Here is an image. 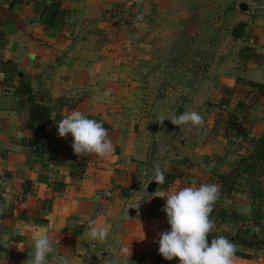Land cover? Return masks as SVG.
I'll return each instance as SVG.
<instances>
[{"label": "crops", "instance_id": "obj_1", "mask_svg": "<svg viewBox=\"0 0 264 264\" xmlns=\"http://www.w3.org/2000/svg\"><path fill=\"white\" fill-rule=\"evenodd\" d=\"M263 7L264 0H0V264H24L39 233L54 243L49 264H179L158 255L159 234L170 230L165 199L208 183L221 187L211 233L231 241L239 226H260L264 242V160L255 156L264 135ZM141 28L149 34L147 72ZM129 57L138 60L131 67ZM72 110L108 130L109 157L78 158L71 135L58 137ZM192 110L203 126L181 134L167 120ZM231 121L244 135H231ZM75 163L85 165L82 173ZM156 165L165 179L147 193L142 185ZM89 221L108 228L105 240L89 238ZM125 246L131 256L121 254ZM236 255V264H264L263 248L238 245Z\"/></svg>", "mask_w": 264, "mask_h": 264}, {"label": "clouds", "instance_id": "obj_2", "mask_svg": "<svg viewBox=\"0 0 264 264\" xmlns=\"http://www.w3.org/2000/svg\"><path fill=\"white\" fill-rule=\"evenodd\" d=\"M108 93H105L107 95ZM166 120L164 116L159 122ZM181 134L185 129L203 126L202 115L195 110L185 111L179 116L168 118ZM58 137H72L71 148L78 158L91 155L107 158L114 151L113 142L108 130L95 119L88 118L78 110H72L57 124ZM164 174L159 165L153 169L149 182L162 184ZM221 187L218 184H202L199 187L186 186L172 191L166 200L162 211L166 214L170 230L161 232L158 240V255L166 261L178 259L179 264H236V245L226 237L214 236L209 242V234L215 227L210 215L218 201ZM10 198V197H9ZM251 231L259 233L260 226H254ZM87 235L94 241H103L108 235L106 226L97 227L95 221H89ZM59 243V241H56ZM34 253L24 264H49L47 257L54 252V243L48 233L35 234L32 237ZM122 255H130L129 247L121 249ZM108 264H118L109 261ZM125 264L127 262L125 261Z\"/></svg>", "mask_w": 264, "mask_h": 264}, {"label": "trees", "instance_id": "obj_3", "mask_svg": "<svg viewBox=\"0 0 264 264\" xmlns=\"http://www.w3.org/2000/svg\"><path fill=\"white\" fill-rule=\"evenodd\" d=\"M33 120L37 118L33 115ZM43 119L44 121L47 120V117H41L40 120ZM228 130L230 133L235 132L237 136L244 135V129L239 126L235 121H231L228 124ZM259 148L257 149V154L255 155L257 159L264 160V135L258 141ZM44 147L40 150V154L45 153ZM84 164L82 163H75L72 165L73 168H77V173H82L84 170ZM217 236L215 233L209 234V242L211 241L212 237ZM231 242L234 243L236 246L238 245H245L248 247H253L255 249H264V242L260 239L255 233H253L249 228H244L242 225L236 229L235 236L231 239Z\"/></svg>", "mask_w": 264, "mask_h": 264}, {"label": "rangeland", "instance_id": "obj_4", "mask_svg": "<svg viewBox=\"0 0 264 264\" xmlns=\"http://www.w3.org/2000/svg\"><path fill=\"white\" fill-rule=\"evenodd\" d=\"M190 28H193V27H190ZM148 32H147V30L145 29V28H141V32H140V34H139V36H140V44L142 45L141 47H142V49L144 50V53H145V59H140V63H141V67L142 68H144L145 69V71L147 72V67L148 66H150V63H151V60H149L148 59V56H147V54H146V50H147V44H148V42H147V37H148ZM130 49V48H129ZM136 53V52H135ZM143 53V54H144ZM129 54H130V52H129ZM143 56V55H142ZM138 57H140V53L138 52ZM179 60H180V58L179 59H175V60H172V62H171V64L172 65H178L179 63ZM182 60V63L183 62H185L184 61V59H181ZM135 61H138L137 59H134V58H131V57H129V58H126L125 59V62H127V65L128 66H130L131 67V65L133 64V63H135ZM169 61H170V59H169ZM168 61V62H169ZM159 62H162V59H160L159 60ZM159 62H157V63H155V65H157V64H159ZM190 62H198V61H196V60H194V59H191V58H189V63ZM188 64V63H187ZM198 64H199V62H198ZM187 66V65H186ZM189 67V66H188ZM143 76L145 77V78H147L148 77V74L147 73H143ZM157 77H159V78H161V80H162V77H163V74H157L156 75ZM127 77H128V79L131 81V74H129V75H127ZM125 80H127V79H125ZM188 81H190V78H188L187 79ZM128 81V80H127ZM173 92H175V95H176V97L175 98H177V97H179V93L181 92V91H179V90H177V91H173ZM186 93H188V94H192L193 96H195L196 95V91H185ZM162 95V94H161ZM160 95V96H161ZM163 96H164V91H163ZM211 103V104H210ZM206 105H208V106H206ZM211 105H213V103L212 102H205V105H203V109L204 108H208V109H210V107H211ZM215 105H217L218 106V110H219V112L222 114V111L225 113V114H227V115H232L230 112H228V108H227V104L225 105L224 103H218V104H215ZM223 106H225V107H223ZM174 108H176V109H179L180 107H178L177 105H173V107H172V109L174 110ZM207 109V110H208ZM243 109V108H242ZM241 109V110H242ZM177 112V111H176Z\"/></svg>", "mask_w": 264, "mask_h": 264}, {"label": "water", "instance_id": "obj_5", "mask_svg": "<svg viewBox=\"0 0 264 264\" xmlns=\"http://www.w3.org/2000/svg\"><path fill=\"white\" fill-rule=\"evenodd\" d=\"M243 9H247V6H243L242 7ZM158 184H156L154 181L153 182H150L149 184L147 183L146 185V188H145V191L147 193H153L155 188L157 187Z\"/></svg>", "mask_w": 264, "mask_h": 264}, {"label": "built area", "instance_id": "obj_6", "mask_svg": "<svg viewBox=\"0 0 264 264\" xmlns=\"http://www.w3.org/2000/svg\"><path fill=\"white\" fill-rule=\"evenodd\" d=\"M263 8H264V7H263ZM231 135H236V133H235V132H232ZM236 136H237V135H236ZM147 183H148V182L146 181V182H144L143 185H142V187L144 188V190H145V188H146ZM107 195H109V194L107 193Z\"/></svg>", "mask_w": 264, "mask_h": 264}]
</instances>
